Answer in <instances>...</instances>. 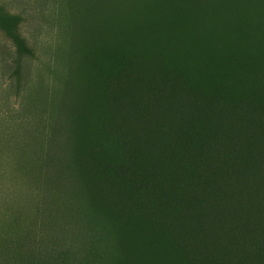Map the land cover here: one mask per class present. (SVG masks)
<instances>
[{"label": "trees", "instance_id": "16d2710c", "mask_svg": "<svg viewBox=\"0 0 264 264\" xmlns=\"http://www.w3.org/2000/svg\"><path fill=\"white\" fill-rule=\"evenodd\" d=\"M94 1L105 36L3 138L36 200L0 201V264H264V0Z\"/></svg>", "mask_w": 264, "mask_h": 264}, {"label": "rangeland", "instance_id": "374dc122", "mask_svg": "<svg viewBox=\"0 0 264 264\" xmlns=\"http://www.w3.org/2000/svg\"><path fill=\"white\" fill-rule=\"evenodd\" d=\"M173 1L179 10L194 16L191 23L195 25L214 13L212 9L210 16L206 15L207 0ZM0 4L9 13L21 16L18 21L17 17L0 11V201H11L16 209H26L36 200L33 185L29 184L33 177L18 169V160L14 161L13 155H18L20 149L5 145L3 138L26 126L20 124L19 118L29 114L30 109L35 110L36 98H39L40 114L35 110L36 116L29 122L48 121L55 111L52 99L63 88V74L67 70L63 56L73 52L79 61V43L85 41V35L93 46L97 45L106 27L100 34V23L92 26L94 31L80 28L82 8L94 6V0H0ZM225 10L230 12L231 8ZM16 25L26 39L27 48L22 51L13 37Z\"/></svg>", "mask_w": 264, "mask_h": 264}]
</instances>
